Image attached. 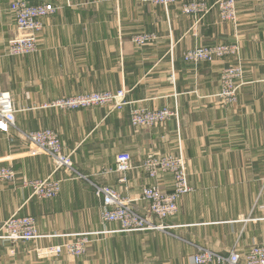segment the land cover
Masks as SVG:
<instances>
[{"label": "crops", "instance_id": "0c3cea01", "mask_svg": "<svg viewBox=\"0 0 264 264\" xmlns=\"http://www.w3.org/2000/svg\"><path fill=\"white\" fill-rule=\"evenodd\" d=\"M13 1L0 0V23L9 17L15 33L9 32V39L16 35L14 15L7 16ZM28 1L52 3L59 9L43 18L38 51L12 62L26 69L25 75L13 69L11 61L0 59V75L5 76H0V90L14 94L18 129L56 131L64 153L87 178L62 169L53 173L50 157L33 150L23 133L0 130V164L13 165L20 186L0 184V223L15 212L33 215L46 235L39 245L117 229V224L101 221L96 184L114 187L148 216L143 188L151 184L164 191L173 188L170 174L152 179L141 167L149 153L183 155L194 190L180 198L176 215L157 221L172 234L150 232L124 250L101 233L85 256L62 253L42 260L32 251L13 256L11 245L0 240V264H155L157 255L158 264H193L200 247L225 256L235 248L245 257L252 246L264 244V0H236V26L222 21L216 9L196 24L180 3L164 8L139 0ZM138 33L158 38L138 45L132 41ZM5 36L6 32L0 35L4 41L0 50L7 49ZM236 41L244 79L237 102L227 105L216 95L221 71L231 58L195 64L183 55L196 46ZM106 90H124L129 103L112 113L101 107L42 106L57 98ZM134 107H168L177 115L161 125L134 127L130 121ZM122 152L131 155L133 166L125 182L115 172L116 157ZM52 173L62 180L55 199H37L22 186L23 180Z\"/></svg>", "mask_w": 264, "mask_h": 264}, {"label": "built area", "instance_id": "2783aa9c", "mask_svg": "<svg viewBox=\"0 0 264 264\" xmlns=\"http://www.w3.org/2000/svg\"><path fill=\"white\" fill-rule=\"evenodd\" d=\"M143 3L154 4L168 8L180 3L182 12L195 17L198 24L208 13L216 8L219 17L224 22L235 26L238 24V9L236 0H140ZM19 33L8 41L7 54L9 56H25L38 51L40 33L43 30V18L56 12L57 7L52 3L30 4L28 0H15L11 3ZM157 39L152 33H138L132 41L138 45H146ZM239 42L219 43L196 46L184 52V60L192 63L213 62L217 59L236 58L234 64L225 67L221 76V90L216 95L222 104H235L238 100V90L244 76L239 54ZM129 101L126 92L103 91L84 93L77 96L59 98L52 103V107L65 110H75L94 106H108L113 104L114 110H122ZM18 109L9 91L0 90V130L9 133L16 125ZM177 112L164 107L161 109H148L134 107L130 112V121L134 127H153L166 123L176 116ZM26 138L35 150L48 155L56 170H64L76 178H87L73 165L71 156L64 153L61 139L56 131L50 128L39 129L25 133ZM141 167L149 178L157 179L160 173L170 174L173 178L171 191H164L158 184H151L143 188L141 199L148 203V212L156 219L162 220L172 216L178 211L180 198L193 191L189 183L188 168L185 158L181 154L149 153L143 160ZM133 168L132 158L128 152H122L116 157L115 172L120 174V182L126 181L127 173ZM17 172L11 166H0V179L14 180ZM23 185L30 188L39 198H54L60 194L61 180L33 179L24 180ZM95 194L101 199V218L104 223L118 225L114 231H143L147 229L164 228V225L155 223L149 216L137 211L130 200L124 198L117 189L108 185H95ZM31 217L22 219L12 218L5 223V231L10 230L12 238L38 239L42 237L35 228ZM97 232L76 234L77 241H67L62 245L46 247L44 253L56 254L63 250L71 255L80 256L87 250L91 242L89 236ZM63 251V252H64ZM194 264L213 262L216 264H264V244L252 246L250 251L242 257L236 250L228 255H222L211 250H200L192 257Z\"/></svg>", "mask_w": 264, "mask_h": 264}, {"label": "rangeland", "instance_id": "374dc122", "mask_svg": "<svg viewBox=\"0 0 264 264\" xmlns=\"http://www.w3.org/2000/svg\"><path fill=\"white\" fill-rule=\"evenodd\" d=\"M15 1V0H14ZM140 1V0H139ZM30 4H31V2L30 1H28ZM140 2H142V1H140ZM12 3V2H11ZM11 3H10V6H9V10H8V14H7V16H12L13 17V14H12V11H11ZM57 7V10L59 9V7L58 6H56ZM214 9H216V8H214ZM214 9H212L211 11H213ZM56 10V11H57ZM217 10V9H216ZM210 11V12H211ZM209 12V13H210ZM208 13V14H209ZM6 15V14H5ZM3 23L1 24L0 23V35L3 33V32H6V36H5V38L6 39H9V36H8V34H9V32H10V34L11 35H13V34H15L14 33V31L12 30L13 28H12V25L10 24V19H9V17H6V18H4L3 19ZM9 21V22H8ZM15 24H16V22H15ZM2 25V26H1ZM19 33V30H18V27H17V25H16V35ZM153 34V33H152ZM16 35H14L15 37H16ZM13 36V37H14ZM13 37H11V38H13ZM10 38V39H11ZM157 38H158V36H157ZM9 39V40H10ZM0 42H4V41H2V38L0 37ZM154 42V41H153ZM4 50V51H3ZM7 50H6V48L4 49V48H2V50H0V59L2 58H4V61H5V63H8V64H10L11 65V67L13 68V69H15L16 68V70H19L20 72L21 71H23L24 72V75H25V72H26V69H23V68H21V67H18L17 68V66L14 64V63H12L14 60H16V59H19V58H26V57H29V56H27V55H25V56H17V57H14V56H9L8 54H7V52H6ZM6 55V56H5ZM8 56V57H7ZM184 57V56H183ZM239 58L240 59H243L242 58V52H240V54H239ZM236 58H231V60H230V64H228L227 66H229V65H231V64H234V63H236V62H234V60H235ZM218 60V59H217ZM11 61V62H10ZM10 62V63H9ZM214 62V61H213ZM241 65H242V67H243V69H244V65H243V63L241 62ZM227 66H225V67H227ZM224 67V68H225ZM223 68V69H224ZM223 69H222V71H223ZM222 71H221V75H220V82H221V76H222ZM245 71V70H244ZM0 76H2V77H5L4 75H0ZM243 79H244V76H243ZM243 79H242V81H243ZM241 85H242V83H241ZM240 85V86H241ZM4 91H9L10 93H11V95H12V97H14V94H13V92L12 91H10V90H4ZM106 91H111V90H106ZM119 91V90H118ZM94 92H103V91H94ZM112 92H114V91H112ZM115 92H117V91H115ZM87 93H91V92H87ZM81 94H84V93H81ZM77 95H80V94H74V95H70V96H77ZM70 96H66V97H70ZM61 98H63V97H61ZM57 99H59V98H57ZM57 99H54V100H51V101H49V102H45V103H43L42 104V106L43 107H45V108H57V107H52L51 105H52V103H53V101H55V100H57ZM13 100H14V98H13ZM15 101V100H14ZM113 104H110V105H108V106H94V107H101V108H105L106 110H107V112L108 113H112V112H114V111H120V110H114L113 109ZM89 108H92V107H89ZM57 109H61V108H57ZM85 109V108H84ZM61 110H65V109H61ZM13 130H17V131H20L19 129H18V127L16 126L15 128H13L11 131L12 132H14ZM35 131V130H34ZM29 132H31V131H29ZM9 133H11V132H9ZM8 133V134H9ZM19 134L20 133H23V136L25 137V139L27 140V142H28V144L30 145V147L32 146L31 144H30V142H29V140L26 138V136H25V133H28V132H18ZM14 136L12 135V137H10L11 139H12V141L14 140V138H13ZM32 148H33V150L35 149L33 146H32ZM31 148V149H32ZM51 159V158H50ZM51 161H52V164H53V173H55V172H57V171H59V170H56L55 169V165H54V163H53V160L51 159ZM0 166H11V167H13V165L12 164H9V165H1L0 164ZM187 168H188V166H187ZM53 173L52 174H50L48 177H46V178H38V179H54V180H61V179H57V178H55V177H53ZM18 180H19V178H18V175H17V178L16 179H14V180H4V179H0V184H3V185H6V186H12V187H14V188H16V187H18L19 185H18ZM29 180V179H28ZM31 180H33V179H31ZM23 182H24V180H23ZM61 182H62V180H61ZM23 187H25L24 185H22ZM20 187V186H19ZM28 188V187H27ZM30 189V188H29ZM31 190V189H30ZM193 190H194V188H193ZM31 195H32V197H36L37 199H41V200H43V199H46V198H39L38 196H36V195H34L33 194V191L31 190ZM60 195V194H59ZM58 195V196H59ZM57 196V197H58ZM57 197H54V198H50V199H55V198H57ZM178 212V211H177ZM177 214V213H176ZM176 214H174V215H176ZM174 215H172V216H169L168 218H170V217H173ZM148 216H149V218L150 219H152L155 223H157V221L159 220V219H156L155 218V216L154 215H152V214H150L149 212H148ZM24 217H31V218H33V220H34V222H35V228H36V230L38 231V233H39V235H42V237H40V238H38V239H25V238H12V236H10V233H11V231L10 230H8V231H5V223L8 221V220H10V219H12V218H17V219H22V218H24ZM162 220H164V219H162ZM101 221H102V218H101ZM104 223V222H103ZM161 223V225H163V223H162V221H159V223H157V224H160ZM164 226H166V225H164ZM150 232H152L151 234H154V233H157V232H163L164 234L166 233V235H168V234H172L170 231H169V229L167 228V227H164V228H158V229H155V228H153V229H147V230H143V231H131V232H123V231H114L113 229H110V230H105V231H98L97 232V234H94V235H91V236H89V238H90V243L87 245V250H86V252L83 254V255H80V256H76V255H71V254H69V253H67V252H65L64 250V252L62 251V252H60V253H56V254H46V253H44V250L46 249V247H51V246H57V245H62V244H64V243H66L67 241H77V239H78V237H77V235L75 234L74 236V238H71V239H65V240H63L61 243H58V244H48V245H39V241H40V239L41 238H44V237H46V235H44V234H41L40 233V231H39V228H38V226H37V220H36V218L33 216V215H31V214H25V215H22V214H19L18 212H15V213H13V214H11L8 218H6L3 222H1L0 223V240H2V241H4V242H8V244L9 245H11L10 246V248L8 249L9 251H10V254L11 255H13V256H15L16 254H18V252H20V251H25V252H27V251H32V252H34L35 253V256L37 257V259L38 260H42V259H45V258H51V257H57V256H60L62 253H67V254H69L70 256H73V257H75V258H80V257H82V256H85L86 254H87V252L90 250V247H91V244L93 243V241H94V238L96 237V235H99V234H103V235H101V236H103V237H107L108 238V240H109V242H111V244H113V246H116V247H119L120 249L122 248V249H124V250H129V249H131L133 246H135L136 245V243H134L136 240H138V238H140V236H147ZM88 233H90V232H88ZM96 233V232H95ZM12 234V233H11ZM78 234H81V233H78ZM111 240V241H110ZM141 243H142V240H141ZM143 244H137V246H142ZM22 246H23V248H22ZM28 246H32L31 248H29ZM107 249H110V246H109V244H108V247H107ZM210 250V249H208V248H204V247H200L199 248V251L197 252V253H199L200 252V250ZM232 250H235V248L234 249H232ZM231 250V251H232ZM211 251H213V250H211ZM230 251V252H231ZM213 252H216V251H213ZM196 253V254H197ZM216 253H218V252H216ZM195 254V255H196ZM220 254V253H219ZM148 256H150V254L148 253L147 254ZM194 256V255H193ZM161 260V258L157 255L155 258L153 257V259H155L156 260V263L155 264H158V262H159V259ZM191 262H192V260H191ZM108 263H110V262H108ZM107 263V264H108ZM193 263V262H192ZM211 263H213V262H208V263H204V264H211ZM194 264V263H193Z\"/></svg>", "mask_w": 264, "mask_h": 264}]
</instances>
